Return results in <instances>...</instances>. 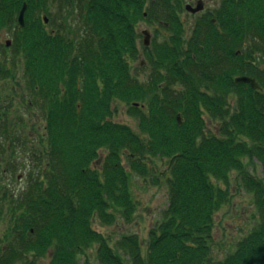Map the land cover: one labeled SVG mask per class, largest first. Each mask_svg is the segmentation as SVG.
<instances>
[{
	"label": "trees",
	"instance_id": "obj_1",
	"mask_svg": "<svg viewBox=\"0 0 264 264\" xmlns=\"http://www.w3.org/2000/svg\"><path fill=\"white\" fill-rule=\"evenodd\" d=\"M50 1L0 0V31L31 32L13 47V68L24 62L27 104L42 109L47 141L46 163L30 170L26 186L11 192L0 185V221L11 222L0 264H40L50 250L47 264H78L91 248L99 264H264V0H226L229 13L219 8L217 23L201 24L190 39L156 38L145 80L132 62L140 53L138 23L158 13L146 0H87L79 21L65 17L56 33L45 29L41 14L33 19L36 9L49 12ZM25 2L29 16L20 26L16 14ZM4 64L0 78H16ZM241 75L260 88L237 83ZM120 103L137 129L114 120ZM16 123L0 103L6 139H15ZM9 148L2 144V153ZM156 157L168 164L169 206L146 250L135 233L112 246L93 221L113 222L117 213L133 220L132 173L148 179ZM245 158L258 159L263 175L253 174ZM10 170L16 166L0 165V172ZM235 171L254 194L258 217L216 261L215 216L231 200Z\"/></svg>",
	"mask_w": 264,
	"mask_h": 264
},
{
	"label": "rangeland",
	"instance_id": "obj_2",
	"mask_svg": "<svg viewBox=\"0 0 264 264\" xmlns=\"http://www.w3.org/2000/svg\"><path fill=\"white\" fill-rule=\"evenodd\" d=\"M62 6L60 0H51L48 6L49 12L43 11L39 13L36 9L33 19L35 17L37 19L40 14L41 16L42 14H48L52 20L51 24L45 26V29L50 31L53 27L59 28L61 22L65 21V17L67 16ZM18 14L19 12L16 14V18ZM71 22L74 23V20ZM75 24L77 26L78 23ZM144 27L143 25L142 28ZM1 31L5 32V29ZM6 37L8 35L4 36V38ZM142 45H140L141 49L144 48V45ZM16 46V44L15 46L13 45L15 48ZM15 48H11L10 51L15 53ZM6 55L5 48L3 45H0V64L5 63L7 59ZM143 56V58L133 61H139L140 63H133L134 65L132 66L134 67V74L140 80H145L150 71V66L146 62L148 57ZM142 59L145 60L144 63H141ZM8 60V63L4 65H12L11 70L15 73L16 78H0V103L4 105L10 118L16 120L17 123L10 129L15 134V139H6L3 131L0 130V165L3 168L5 165L16 166V170H10L6 173L0 172V185H4V187H7L12 192L26 186L29 181L30 170L37 168L38 165L42 166V163L45 162L43 159L46 156L45 148L47 141H45L46 137L44 135L46 121L42 109L37 105L29 108L27 104L29 102L27 101L29 92L21 79L24 62L21 61L17 64L16 72L13 68V59ZM231 102L234 103V99H231ZM118 106L119 110L115 113L114 120L129 124L137 129V121L129 113L128 105L120 103ZM206 118L208 127L211 130H216L217 123L211 121L208 115H206ZM2 144H8L10 147L5 154L2 153ZM245 162L253 174L258 176L263 175V168L258 159L253 161L251 158H245ZM149 163L154 173L148 179L132 173L131 189L138 204V209L133 220L128 222L120 213H117V219L113 222H105L99 218L93 221L94 228L111 238L112 246H115L116 240L123 234L135 233L139 235L146 250L150 230L159 222L162 213L169 206V185L166 180L168 164L166 159L156 157L150 159ZM237 176V172H233L230 202L224 205L215 216L216 224L214 228L215 236L212 245V256L216 261L224 258L235 247L237 241L254 227L258 217L254 194L245 188L242 181L237 179ZM155 178H158V183H155ZM10 225L11 222L8 217L0 221V240L3 238L7 241L10 235ZM49 252L40 264L49 263L51 250ZM87 254L79 256L78 264H99L95 248H91Z\"/></svg>",
	"mask_w": 264,
	"mask_h": 264
},
{
	"label": "flooded vegetation",
	"instance_id": "obj_3",
	"mask_svg": "<svg viewBox=\"0 0 264 264\" xmlns=\"http://www.w3.org/2000/svg\"><path fill=\"white\" fill-rule=\"evenodd\" d=\"M64 4H62V8L65 9L66 18L71 21L74 20L76 22L80 19V14L85 11L86 12V2L87 0H64ZM132 3V2H131ZM226 0H146V6L149 8L151 12H158L156 14V18H150L148 20H142L138 23L137 31L140 34L139 46L144 45V48L141 49L139 59L143 58L149 50L152 49L153 42L156 38L163 39L165 37L172 36H181L187 39H190L192 36L196 34L201 24H206L208 21H212L217 23L218 17L215 16L216 11L219 8L225 7L226 12L229 13V5H225ZM24 5V4H23ZM23 7V6H22ZM21 7V9H22ZM19 11L17 21L20 26H23L19 21V15L21 12ZM132 17L134 14V9H131ZM164 12L165 14L162 16L160 13ZM29 11L26 10V14ZM28 15V14H27ZM45 14H42V17ZM157 15H161L159 17ZM145 16H147V12H145ZM27 18V16H26ZM51 18L48 22L44 21L45 26L51 24ZM145 26L142 28V26ZM18 28V27H17ZM16 28V29H17ZM59 28L53 27L50 29V32L56 33ZM144 31H148L151 34L150 45L145 44V33ZM6 32V33H5ZM0 32V45L5 48L7 59H13L15 53L10 51L13 48V45L24 44L25 41L22 40L25 36H28L31 32L22 31V30H9L5 29ZM5 35L8 37L4 38ZM142 45V46H143ZM13 53V54H12ZM147 58V57H146ZM6 59V60H7ZM145 60L142 59L141 63H144ZM149 65V61L146 60ZM140 63L139 61L132 62V64ZM134 65V64H133ZM134 70V67H133Z\"/></svg>",
	"mask_w": 264,
	"mask_h": 264
},
{
	"label": "water",
	"instance_id": "obj_4",
	"mask_svg": "<svg viewBox=\"0 0 264 264\" xmlns=\"http://www.w3.org/2000/svg\"><path fill=\"white\" fill-rule=\"evenodd\" d=\"M27 5L26 3L24 4L21 12H20V16H19V21L22 25H24L25 23V11H26ZM45 19L47 21V17L45 16ZM145 33V44L146 45H150V41H151V34L148 33V31H144ZM237 83H250L254 88H260L259 83L257 82L256 78L251 77V76H247V75H241L238 76L236 79ZM136 105H139V103H135ZM180 118V115H179Z\"/></svg>",
	"mask_w": 264,
	"mask_h": 264
}]
</instances>
